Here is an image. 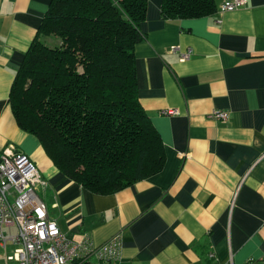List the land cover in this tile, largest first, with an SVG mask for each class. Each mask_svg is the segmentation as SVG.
<instances>
[{
	"label": "crops",
	"instance_id": "obj_1",
	"mask_svg": "<svg viewBox=\"0 0 264 264\" xmlns=\"http://www.w3.org/2000/svg\"><path fill=\"white\" fill-rule=\"evenodd\" d=\"M160 1L148 0L134 48L139 103L164 147L159 171L93 193L18 126L11 86L51 0H0V151L33 161L47 182L39 197L68 237L98 246L117 235L118 264H261L264 0L234 10L214 0L213 14L172 20Z\"/></svg>",
	"mask_w": 264,
	"mask_h": 264
},
{
	"label": "trees",
	"instance_id": "obj_2",
	"mask_svg": "<svg viewBox=\"0 0 264 264\" xmlns=\"http://www.w3.org/2000/svg\"><path fill=\"white\" fill-rule=\"evenodd\" d=\"M148 0H51L9 104L70 180L109 194L159 171L162 140L138 99L135 45ZM214 0H161L163 20L213 14ZM52 38L49 45L44 38Z\"/></svg>",
	"mask_w": 264,
	"mask_h": 264
},
{
	"label": "built area",
	"instance_id": "obj_3",
	"mask_svg": "<svg viewBox=\"0 0 264 264\" xmlns=\"http://www.w3.org/2000/svg\"><path fill=\"white\" fill-rule=\"evenodd\" d=\"M246 1L224 0L221 8L234 10ZM188 57L189 52L183 53L182 59ZM227 115L226 111L213 113L219 119ZM46 186L26 154L12 145L0 151V248L10 250L6 264H118L117 235L94 246L88 240L76 242L60 230L38 194ZM261 261L264 264V256Z\"/></svg>",
	"mask_w": 264,
	"mask_h": 264
},
{
	"label": "rangeland",
	"instance_id": "obj_4",
	"mask_svg": "<svg viewBox=\"0 0 264 264\" xmlns=\"http://www.w3.org/2000/svg\"><path fill=\"white\" fill-rule=\"evenodd\" d=\"M44 41L47 44L52 45L54 40H52V38L45 37ZM8 254H10V250L9 249L0 248V264H6V261H7L6 260V256Z\"/></svg>",
	"mask_w": 264,
	"mask_h": 264
}]
</instances>
